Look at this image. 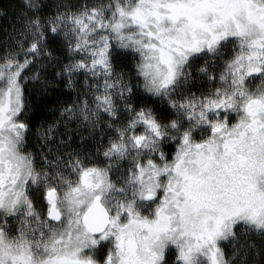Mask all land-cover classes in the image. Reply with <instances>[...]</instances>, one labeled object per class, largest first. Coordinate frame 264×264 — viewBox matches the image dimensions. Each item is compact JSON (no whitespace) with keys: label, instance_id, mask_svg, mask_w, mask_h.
Returning <instances> with one entry per match:
<instances>
[{"label":"snow or ice","instance_id":"6c2138e0","mask_svg":"<svg viewBox=\"0 0 264 264\" xmlns=\"http://www.w3.org/2000/svg\"><path fill=\"white\" fill-rule=\"evenodd\" d=\"M0 20V264H264V0Z\"/></svg>","mask_w":264,"mask_h":264},{"label":"trees","instance_id":"16d2710c","mask_svg":"<svg viewBox=\"0 0 264 264\" xmlns=\"http://www.w3.org/2000/svg\"><path fill=\"white\" fill-rule=\"evenodd\" d=\"M5 23L4 20H0V26H3V24ZM34 103H39V100L36 97L32 98ZM50 103H54L55 102V94L53 93L49 98H48Z\"/></svg>","mask_w":264,"mask_h":264}]
</instances>
